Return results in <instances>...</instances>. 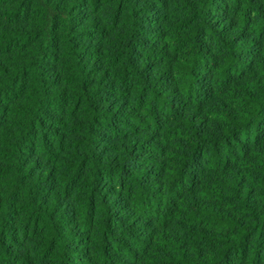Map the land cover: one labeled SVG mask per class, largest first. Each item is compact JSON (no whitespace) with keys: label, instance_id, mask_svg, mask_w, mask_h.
I'll return each instance as SVG.
<instances>
[{"label":"trees","instance_id":"16d2710c","mask_svg":"<svg viewBox=\"0 0 264 264\" xmlns=\"http://www.w3.org/2000/svg\"><path fill=\"white\" fill-rule=\"evenodd\" d=\"M0 264H264V0H0Z\"/></svg>","mask_w":264,"mask_h":264}]
</instances>
